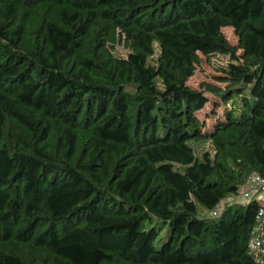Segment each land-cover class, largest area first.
<instances>
[{"label":"trees","instance_id":"1","mask_svg":"<svg viewBox=\"0 0 264 264\" xmlns=\"http://www.w3.org/2000/svg\"><path fill=\"white\" fill-rule=\"evenodd\" d=\"M251 173L264 0H0V264H256Z\"/></svg>","mask_w":264,"mask_h":264},{"label":"built area","instance_id":"2","mask_svg":"<svg viewBox=\"0 0 264 264\" xmlns=\"http://www.w3.org/2000/svg\"><path fill=\"white\" fill-rule=\"evenodd\" d=\"M251 201L258 205V212L247 242V252L256 264H264V178L257 173L249 174L237 195L225 202L247 204ZM222 206L223 203L211 212V216H217Z\"/></svg>","mask_w":264,"mask_h":264},{"label":"rangeland","instance_id":"3","mask_svg":"<svg viewBox=\"0 0 264 264\" xmlns=\"http://www.w3.org/2000/svg\"><path fill=\"white\" fill-rule=\"evenodd\" d=\"M223 34L225 35L226 39L231 44H236V37L233 33L231 28H224L222 29ZM117 51L120 55L125 56L127 50L122 47L121 45L117 46ZM226 58H212L210 63H207L204 58L200 65L196 68L194 75L188 80V85L192 88H197L201 82H212V77L217 74V68L219 66L225 65ZM212 103L207 104L203 110L199 112L200 119L204 120L206 125L210 127L211 123L214 120V116L211 114ZM223 107L220 106L215 110L216 115H220L222 113ZM201 149L204 150H211L208 143H205L201 146ZM165 226V225H163ZM166 228V226H165ZM164 228V229H165ZM164 229L161 235L164 234ZM166 237V236H165Z\"/></svg>","mask_w":264,"mask_h":264}]
</instances>
